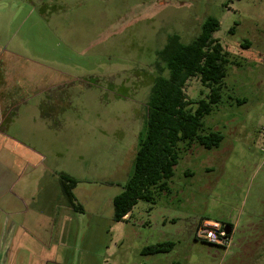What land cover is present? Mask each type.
I'll list each match as a JSON object with an SVG mask.
<instances>
[{"label":"rangeland","instance_id":"374dc122","mask_svg":"<svg viewBox=\"0 0 264 264\" xmlns=\"http://www.w3.org/2000/svg\"><path fill=\"white\" fill-rule=\"evenodd\" d=\"M208 16L230 57L223 98L204 117L221 145L188 146L169 190L124 222H111V179L85 178L82 209L54 226L62 169L109 159V135L129 140L122 165L133 173V131L145 134L155 79L168 73L159 52L175 35L190 42ZM48 79L75 92L52 124L41 118ZM185 92L197 101L210 89L195 76ZM202 217L234 226L229 248L195 238ZM262 230L264 0H0V264H264ZM167 240L171 251L142 254Z\"/></svg>","mask_w":264,"mask_h":264},{"label":"trees","instance_id":"16d2710c","mask_svg":"<svg viewBox=\"0 0 264 264\" xmlns=\"http://www.w3.org/2000/svg\"><path fill=\"white\" fill-rule=\"evenodd\" d=\"M219 28L220 20L208 16L202 23L201 31L190 42L183 43L175 35L160 50L159 55L166 63L161 70L168 73L155 79L148 103L146 131L139 137L133 173L112 199L114 222L124 220L128 214L130 217L139 200L155 202L159 193L169 190L180 153L188 146L197 144L213 149L223 142V133L206 129L204 122L213 105L223 98V81L230 61L223 44L214 36ZM195 76L210 89L207 97L197 101L190 99L185 92L186 83ZM193 104H196L195 108ZM78 183L75 177L60 173L62 193L73 210L82 209L75 195ZM205 219L208 218H201L198 225ZM223 223L234 227L229 222ZM250 226L255 228L257 225ZM263 235L264 230L260 232V237ZM174 247L175 242L167 240L147 245L141 252L145 255L166 253Z\"/></svg>","mask_w":264,"mask_h":264},{"label":"crops","instance_id":"0c3cea01","mask_svg":"<svg viewBox=\"0 0 264 264\" xmlns=\"http://www.w3.org/2000/svg\"><path fill=\"white\" fill-rule=\"evenodd\" d=\"M44 82L48 84V87L46 88V91L48 94L44 100L42 99L44 101V102L42 101V103L46 104L45 105L46 109L43 112H41V118L44 121H48L50 124H52V118H50V116H54L56 114H63V112L65 111L63 104L64 105L68 104L69 106L70 100L74 97L73 93L75 92L72 86L73 81L71 80H68V81L67 80H49L48 79V80H45ZM87 87H90V84H87ZM99 99L101 103L106 100V98L103 97L102 93H100ZM53 130L57 131L58 128H52L51 131ZM133 133L136 138L137 136L139 138L140 131L136 132L134 130ZM108 137L110 138V140L107 141L108 142L107 150H109V153H108L109 159L85 161L86 163L84 162L83 159H81L80 165H77L73 168L62 169V171H65L67 174L79 180V183L75 188V195H76L77 200L78 198H81L84 195V193L87 191L86 189L80 187V182L82 180H86L85 178H96V179H102V180L111 179L110 185L117 186V190H118L116 192L117 194L123 188V184L119 183L118 180H121L122 178H125V180H127L129 177V174H128L129 169L127 168V166L123 168V165H122L123 157L127 156V149H129L128 148L129 140L128 139L124 141L118 140L111 135H109ZM86 138L89 140L98 139L96 134H93L91 136L89 133L86 135ZM84 144H85L84 147H86L87 150H89L93 146V144L89 143L88 140ZM86 156L91 157L89 156L88 152ZM118 157H120L121 160H119ZM113 160L115 164L113 163ZM211 168H213V166L208 167V169H211ZM115 195H112V199ZM12 206H15V204H12ZM62 210H63V214L61 213ZM62 210L58 211L57 215L50 217V219L53 221L54 226H59L62 223L61 221H64V219H69L72 216L68 211H72L73 209L68 205V203L66 204L64 208H62ZM110 216H111V222H112L113 221V209L110 211ZM202 218H205V217H202ZM128 219H129V214L125 216L124 220L118 221V222H124V221H127ZM205 220H209V219H205ZM210 221H213V220H210ZM111 228H113L112 224H111ZM233 231H234V227H233Z\"/></svg>","mask_w":264,"mask_h":264},{"label":"built area","instance_id":"2783aa9c","mask_svg":"<svg viewBox=\"0 0 264 264\" xmlns=\"http://www.w3.org/2000/svg\"><path fill=\"white\" fill-rule=\"evenodd\" d=\"M195 236L198 239L221 245L225 248H229L232 245L230 234L227 235L225 233L223 223L218 221L204 220L201 224L197 225Z\"/></svg>","mask_w":264,"mask_h":264},{"label":"water","instance_id":"95a60500","mask_svg":"<svg viewBox=\"0 0 264 264\" xmlns=\"http://www.w3.org/2000/svg\"><path fill=\"white\" fill-rule=\"evenodd\" d=\"M224 231H225V233H226L227 235H229V234L232 233V231H233V227H232L230 224H226V225L224 226Z\"/></svg>","mask_w":264,"mask_h":264},{"label":"flooded vegetation","instance_id":"af4514ba","mask_svg":"<svg viewBox=\"0 0 264 264\" xmlns=\"http://www.w3.org/2000/svg\"><path fill=\"white\" fill-rule=\"evenodd\" d=\"M223 225L225 226L226 225V223H223ZM233 232V231H232Z\"/></svg>","mask_w":264,"mask_h":264}]
</instances>
